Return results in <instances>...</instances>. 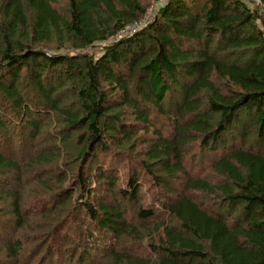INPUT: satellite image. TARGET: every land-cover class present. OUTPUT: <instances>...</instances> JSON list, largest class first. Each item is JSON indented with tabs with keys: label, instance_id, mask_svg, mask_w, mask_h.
Wrapping results in <instances>:
<instances>
[{
	"label": "trees",
	"instance_id": "trees-1",
	"mask_svg": "<svg viewBox=\"0 0 264 264\" xmlns=\"http://www.w3.org/2000/svg\"><path fill=\"white\" fill-rule=\"evenodd\" d=\"M256 1L259 8H264V0H248ZM248 2L70 0L67 9L59 10L54 0L5 1V29L0 32L4 45L0 92L16 111L26 114L24 126L31 130L32 139L43 125L40 119L46 105L55 109L61 104L54 96L57 87L47 84L45 75L36 69L52 70L59 65L72 69L77 57L53 56L28 44H19L14 49L12 36L20 30L24 38L42 43L62 29L72 35L76 47L84 49L95 42H106L127 25L139 22L148 14V8L157 4L153 16L136 32L109 46L98 59L83 57L79 70L68 76L85 81L78 90L84 117L80 116L82 113L62 108L60 111L70 126L80 122L89 130L88 141L79 152L83 161L77 174L83 196L79 207L99 229L111 232L115 238L131 236L137 229L134 220L145 221L162 209L192 237L163 222L161 244L151 245L158 252L156 259L113 246L98 264H264V14L258 7L251 8ZM26 5L35 16L32 26ZM119 46L125 47L119 50ZM231 55H237V60L231 59ZM29 59L31 62L26 64ZM22 64L36 68L31 78L41 98L35 106L27 103L19 86ZM136 79L138 95L132 88ZM109 90L119 93V103L112 102L107 95ZM168 95L174 111L167 105ZM125 106L136 124L144 126L145 132H152V138L144 141L146 159L161 164L163 175L174 181L172 184L154 175L153 164L141 163L143 172L159 180L167 191L164 200L153 195L148 207L140 205L139 194L144 185L140 166L131 167L125 185L113 190L121 166L113 156V147L107 144L99 119L114 107ZM242 109L249 110L251 117L248 124L240 127ZM160 116L169 118L172 132L169 125L165 127L167 131L158 126ZM115 118L114 137L131 139L134 135L131 128ZM0 128H5L1 114ZM14 148L11 145L6 153L0 150V169L23 168L11 158L10 152H16ZM208 149L216 154L208 161L214 175L211 178L192 172L197 157ZM99 153L104 157L98 161ZM90 159L98 161V174L112 184L110 201H90L92 181L86 176ZM44 160L45 156L34 154L27 162ZM204 167L199 165L198 171L203 172ZM181 183L182 189H176ZM4 194L13 198L14 214L21 225L20 195L17 191ZM121 198L133 203V211ZM205 198H210L209 202ZM67 224V221L61 224L50 237L53 255L59 259L56 264H63L55 246L63 244L59 232ZM0 229L3 237L5 226L1 224ZM93 238L90 231L89 242ZM1 245L15 264H21L25 245L20 238ZM83 253L89 257L90 249L88 253L82 249ZM82 261L78 264H84Z\"/></svg>",
	"mask_w": 264,
	"mask_h": 264
},
{
	"label": "rangeland",
	"instance_id": "rangeland-1",
	"mask_svg": "<svg viewBox=\"0 0 264 264\" xmlns=\"http://www.w3.org/2000/svg\"><path fill=\"white\" fill-rule=\"evenodd\" d=\"M5 1L0 0V32H3V28L5 29L3 26V23L6 22L4 21L5 17L3 13ZM54 1L55 6L59 10L67 9L70 4V0ZM246 1L248 2V0ZM248 4L251 8L258 7L257 1L256 3L248 2ZM156 5H151L147 10L148 14L140 19L143 25L147 22V18L150 19L153 16V10H155ZM259 9L264 14V8ZM26 13L29 16V25L32 26L35 16L33 10L28 5H26ZM134 25L135 22L127 25L123 28V31L109 37L106 42H95L84 49L76 47L72 35L62 29L58 32L55 31L49 41L42 43H34L30 39L24 38L23 32L20 30L12 36L11 42L14 49H17L19 44L23 46L28 44L32 48L43 50L53 56L66 54L70 58H77L73 63L74 67L72 69H68L66 66L62 67L61 65L53 66L52 70L48 67L36 69L33 66L29 67L22 64L23 72L19 86L24 97H26L27 103L35 106L36 102L41 98L39 97L37 84L31 78V73L35 69L41 75H45L44 80L47 84H53L54 87H57L54 96L61 103L59 108L55 109H49L46 105L44 114H42L40 119L43 121V125L40 131H36L37 137L35 139H32L31 136L29 137L31 130L24 126L26 114L22 111H16L13 104L9 103L0 92V114L6 128H0V150L6 153L9 151V147L13 145L16 152L13 154L10 152L12 157L9 153L8 155L20 162L23 167L13 170L0 169V223L6 229L3 237L0 236V264H15V261L11 259L1 244L10 242L16 238H20L25 245L20 257V260H22L21 264H56L59 259L57 255H53V243L50 237L66 221L68 222L67 227H64L59 232V238L63 244L59 247L55 246V249L60 250L63 264H78L81 259L84 264H98L103 261V257L110 252L113 246H116L118 250H128L129 252L132 251L142 256L148 255L156 259L158 252H155L154 247L151 245L155 244L157 246L161 244V224L165 222L177 229H182L179 224L175 223L168 216L167 212L158 209L153 217L141 222L137 220L132 222L137 227L133 235H122L115 238L111 232L99 229L98 225L93 223L86 212L79 207L80 199L83 197L77 177L79 166L83 163L79 152L83 148L84 143L88 141L89 130L87 125L80 122L77 125L70 126L68 119L60 111V108L68 112L82 113L80 116L84 117L85 112L82 110V100L78 95V90L84 86L85 81L78 77L75 78L74 75L72 76L74 80L68 79V76L79 70L78 66L83 64V57L98 59L106 53L109 46L117 44L123 37L134 33L130 29ZM124 47L119 46L118 49L122 50ZM3 48L4 45L0 33V59L4 50ZM237 58V55H231V59L237 60ZM30 62L31 59L27 60L26 64ZM40 65L42 66L43 64L40 62ZM0 70L2 69L0 68ZM63 71L67 73L63 75L61 73ZM132 88H134V94L138 95L137 79ZM107 95L113 100V103H119L120 95L118 92L109 90ZM166 100L171 111H174L169 95ZM115 116L120 118V121H124V125H128L131 128L130 130L134 134L131 139L123 140L114 137L115 133L112 131V125L116 124ZM240 116V127L244 123H249L251 117L249 116V110L242 109ZM99 124L105 132L107 144L113 147V153L115 154L113 156L119 161L118 164L121 166V169L117 186L113 189L108 179L101 177L97 171L98 161L104 157V154L99 153L98 161L90 159L86 166V176L90 177L92 181L93 195L90 199L91 203L110 201L113 190L117 191L118 188L125 185L129 177L128 174L132 170L131 167L134 166H140L144 182L139 194V197H141L140 205L148 207V200L153 195L159 200L161 198L164 200L167 192L164 186L160 184L159 180L153 178L151 174H147V171L143 172V167L141 166L143 162L145 164H153L145 157L147 146L144 143L146 139L152 138V132H145L144 126L135 123L131 111L128 110L127 106L121 108L114 107V110L100 117ZM167 125L171 126L169 129L172 132L173 126L169 118L160 116L158 118V126L165 128ZM167 130L165 128V131ZM196 145V148L199 149V144ZM34 154L45 156L46 160L34 164L27 162L29 157ZM214 156L216 154L214 155L209 149L202 156H198L197 163L194 166L195 170L194 168L192 169L193 174L207 176V178L214 177L208 167V161L212 160ZM186 165L188 166V163ZM197 165H204L206 167L200 173L198 170H201V168H198ZM153 166L154 175L161 176L162 179L172 184L174 183L172 179L163 175L161 164L154 163ZM182 187V183L175 186L179 190ZM8 191H17L20 195L19 211H21L23 218L20 220L21 225L17 224V220L19 219L14 214L13 198L9 194H4V192L7 193ZM205 199L208 202L210 200V198ZM205 199H203L204 202H206ZM121 201L127 208L133 211L134 207L131 201L122 198ZM131 216L133 217L134 214H130ZM90 231H92L94 236L92 242H89ZM184 235L192 237L185 230ZM82 249H85L87 253L90 249L89 257H87L86 253L81 254Z\"/></svg>",
	"mask_w": 264,
	"mask_h": 264
},
{
	"label": "built area",
	"instance_id": "built-area-1",
	"mask_svg": "<svg viewBox=\"0 0 264 264\" xmlns=\"http://www.w3.org/2000/svg\"><path fill=\"white\" fill-rule=\"evenodd\" d=\"M142 25H143V23L141 21H139V22H136L135 25L132 26L130 29H131L132 32H136V30H138L139 27L142 26ZM130 29H128V30H130Z\"/></svg>",
	"mask_w": 264,
	"mask_h": 264
}]
</instances>
